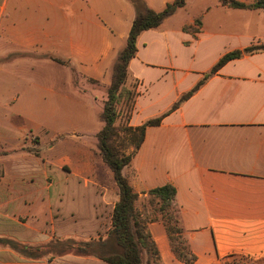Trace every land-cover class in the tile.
<instances>
[{"label": "crops", "instance_id": "obj_1", "mask_svg": "<svg viewBox=\"0 0 264 264\" xmlns=\"http://www.w3.org/2000/svg\"><path fill=\"white\" fill-rule=\"evenodd\" d=\"M143 1L160 12L175 0ZM228 1L257 0H186L159 28L139 36L126 84L134 83L137 92L129 125L163 119L147 128L123 174L139 195L140 210L149 191L176 188L194 264H264V50L246 52L264 46V9L233 8ZM135 17L130 0H0V86L11 116V126L0 127V196L47 200L39 209L0 204V223L8 232L20 223L16 217L31 220L32 213H42L40 222L56 237L107 238L119 192L100 154L92 149L93 157L76 166L68 159L53 163L9 139L28 118L57 116L67 102L83 112L98 108L100 119ZM238 51L241 57L212 72L224 55ZM33 180L43 186L32 194ZM147 226L160 263L185 264L172 250L164 223L151 220ZM23 231L22 240L32 243ZM51 264L110 263L68 253Z\"/></svg>", "mask_w": 264, "mask_h": 264}, {"label": "trees", "instance_id": "obj_2", "mask_svg": "<svg viewBox=\"0 0 264 264\" xmlns=\"http://www.w3.org/2000/svg\"><path fill=\"white\" fill-rule=\"evenodd\" d=\"M130 2L136 9V17L126 45L118 54L114 64L108 98L100 115L104 126L97 134L99 153L112 172L119 198L114 208L112 228L107 238L80 244L78 250L110 264H161L157 246L152 240L147 226L151 220H161L166 227L176 257L185 264H194L197 258L190 251L183 236L176 204V188L167 184L149 191L148 198L140 210L138 207L139 195L123 174L124 169L131 164L134 155L142 146L147 128L158 126L163 117L151 119L137 127L129 125L137 97L136 85H134L133 90L128 91L126 96L128 105L126 123L123 126L115 125L118 114L117 104L123 99L124 87L129 78V65L138 51L139 36L144 31L159 28L165 20L185 7L186 0H175L160 12L149 9L143 0H130ZM227 5L240 9H264V0H257L251 5L228 1ZM196 23L200 24V21L197 20ZM256 50H264V46L248 48L246 52ZM241 55L242 52L239 51L224 55L212 72H216L225 63L239 58ZM198 87L199 85L183 96L179 103L187 100Z\"/></svg>", "mask_w": 264, "mask_h": 264}, {"label": "rangeland", "instance_id": "obj_3", "mask_svg": "<svg viewBox=\"0 0 264 264\" xmlns=\"http://www.w3.org/2000/svg\"><path fill=\"white\" fill-rule=\"evenodd\" d=\"M134 85L132 83L124 87L123 99L117 104L118 114L115 123L117 126H123L126 123L128 108L126 96L128 91L133 90ZM4 93L5 85H2L0 86V127L3 124L11 126V116L8 113V104ZM1 105H4V107ZM98 114V108L87 109L83 112L73 108L71 102H67L66 107L58 110L57 116L28 118L30 123L26 124L25 129L21 131L29 133L20 136L21 131L13 130L14 133L11 134L9 144L17 145L22 141L25 145L21 151L43 161L48 159L53 163L68 159L76 166L78 163L86 161L87 158L93 157L92 149L95 153H99L96 134L100 131L102 122ZM63 167L64 171L70 170L69 165ZM39 171H43L42 166H40ZM97 173L99 179L105 180V173L101 169H98ZM50 182L51 178L48 177L44 186L48 187ZM112 182L114 184V181ZM42 186V182L38 180L31 181L30 193H34L35 187ZM2 203L7 204L10 209L14 210L19 209L23 204L39 209L47 205V200L45 197H30L29 194L20 198L19 195L10 192L7 195L0 196V204ZM40 215L42 213H32V216L36 218L31 220L16 217V220L20 223L16 222L13 233L7 231L5 224L0 223V264H51L60 255L68 253L85 255V253L78 250V245L99 240V237L94 239H85L80 236H71L68 239L56 237L52 234L53 230L48 224L43 225L40 222L38 218ZM23 229L27 232L29 240H33L32 243L22 240ZM40 234L45 236L41 240L36 238ZM105 236H100V238Z\"/></svg>", "mask_w": 264, "mask_h": 264}]
</instances>
